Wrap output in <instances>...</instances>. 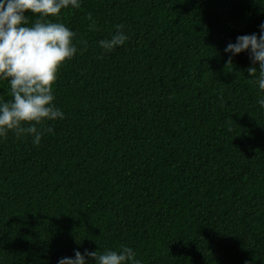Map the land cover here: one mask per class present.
I'll return each instance as SVG.
<instances>
[{"label":"trees","instance_id":"1","mask_svg":"<svg viewBox=\"0 0 264 264\" xmlns=\"http://www.w3.org/2000/svg\"><path fill=\"white\" fill-rule=\"evenodd\" d=\"M78 3L26 14L69 28L77 51L52 86L63 118L22 122L39 145L0 132V264L126 247L124 264H264V91L249 51L228 66L224 51L259 34L264 0Z\"/></svg>","mask_w":264,"mask_h":264},{"label":"clouds","instance_id":"2","mask_svg":"<svg viewBox=\"0 0 264 264\" xmlns=\"http://www.w3.org/2000/svg\"><path fill=\"white\" fill-rule=\"evenodd\" d=\"M69 5L80 7L78 0H0V77L10 78L13 97L11 101L0 105V132L14 129L18 136L21 133L34 134L33 143L39 145L41 133L36 124L22 127V122L63 118L61 110L52 104V86L60 66L77 51L72 44L74 33L60 23L37 21L29 27L26 25V14L56 16ZM87 18L92 21L89 28L95 30L91 13ZM118 28L123 29V25ZM259 28V34L238 36L236 42H229L224 51L231 53L226 66L233 64L232 56L249 51L253 66L247 72L252 77L259 69L258 83L264 91V23ZM127 39L121 30L111 39L100 40L99 44L104 50L111 51L123 45ZM259 104L264 107V99H260ZM133 256V250L127 247L119 254L115 251L101 254L100 250L85 249L83 254L79 250L75 251L74 258H61L58 264H90L87 258L94 260L95 264H124L125 261H133ZM134 264L141 262L136 260Z\"/></svg>","mask_w":264,"mask_h":264}]
</instances>
